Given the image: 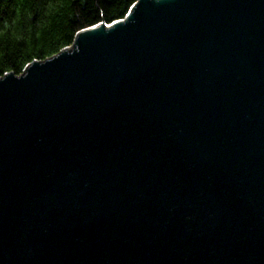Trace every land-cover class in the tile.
I'll list each match as a JSON object with an SVG mask.
<instances>
[{
	"label": "water",
	"instance_id": "95a60500",
	"mask_svg": "<svg viewBox=\"0 0 264 264\" xmlns=\"http://www.w3.org/2000/svg\"><path fill=\"white\" fill-rule=\"evenodd\" d=\"M0 264H264V0H137L1 76Z\"/></svg>",
	"mask_w": 264,
	"mask_h": 264
},
{
	"label": "trees",
	"instance_id": "16d2710c",
	"mask_svg": "<svg viewBox=\"0 0 264 264\" xmlns=\"http://www.w3.org/2000/svg\"><path fill=\"white\" fill-rule=\"evenodd\" d=\"M136 1L0 0V77L70 47L84 28L123 18Z\"/></svg>",
	"mask_w": 264,
	"mask_h": 264
}]
</instances>
